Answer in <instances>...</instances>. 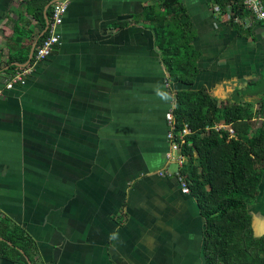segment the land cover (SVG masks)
<instances>
[{"label":"crops","instance_id":"obj_1","mask_svg":"<svg viewBox=\"0 0 264 264\" xmlns=\"http://www.w3.org/2000/svg\"><path fill=\"white\" fill-rule=\"evenodd\" d=\"M56 1L0 0V87L10 58L30 63ZM163 1H72L52 54L0 95V217L38 264H205L204 219L166 161L165 115L185 86L167 81L155 47ZM180 1L200 54L193 88L259 101L264 24Z\"/></svg>","mask_w":264,"mask_h":264},{"label":"trees","instance_id":"obj_2","mask_svg":"<svg viewBox=\"0 0 264 264\" xmlns=\"http://www.w3.org/2000/svg\"><path fill=\"white\" fill-rule=\"evenodd\" d=\"M261 3L264 10V0ZM214 4L223 12L230 8L232 26L239 28L237 20L254 18L241 0H214ZM162 7L164 12L150 21L167 81L185 86L175 91L171 112L176 136L185 125L191 130L182 146L187 162L181 173L204 219L205 264H264V234L254 235L249 210L264 176V90L253 102L244 101L245 93L238 91L218 100L205 88L194 89L200 54L191 45L189 17L180 0H164ZM15 60L10 58L8 71L19 69L13 63H24ZM217 123L229 125L233 132L214 130ZM0 237V257L16 264H28V258L38 264L31 239L1 217Z\"/></svg>","mask_w":264,"mask_h":264},{"label":"built area","instance_id":"obj_3","mask_svg":"<svg viewBox=\"0 0 264 264\" xmlns=\"http://www.w3.org/2000/svg\"><path fill=\"white\" fill-rule=\"evenodd\" d=\"M74 0H57L51 8L50 18L45 31V36L41 40L39 46H37L34 57L32 58L31 64L28 63L26 66L19 68L11 73H7L4 76L2 86L0 87V95L6 90H11L13 87L18 85H25L28 77L31 75L34 65L48 58L54 48L59 44L60 34L59 26L63 22V17L69 4ZM246 10L254 15V19L264 24V10L261 0H241ZM227 13L230 17L231 10L228 7ZM243 19H241L242 21ZM172 110V109H171ZM169 110L165 115L166 121V138L168 141L169 150L166 153V161L170 163L174 160L178 169L175 171L174 176L178 181L181 190L184 194H189V189L186 185L184 177L182 176L181 169L187 162V156L182 152V146L185 142L184 138L191 134V130L185 125L184 128L177 134L174 133L173 115ZM214 130H227L230 133L233 132L229 125L217 123L213 127Z\"/></svg>","mask_w":264,"mask_h":264},{"label":"water","instance_id":"obj_4","mask_svg":"<svg viewBox=\"0 0 264 264\" xmlns=\"http://www.w3.org/2000/svg\"><path fill=\"white\" fill-rule=\"evenodd\" d=\"M47 24H48V22H47ZM32 55H33V53L30 56V60L32 58ZM30 60L28 62H30ZM26 65L27 64L19 65V66L24 67ZM251 215H252V218H253V220H252V228H253V231H254V235L259 237V236L264 234V215H261L260 217H255V216H253V214H251ZM0 241H2L1 237H0ZM8 244L11 245V243H8ZM27 261H28V264H31V262L28 259H27Z\"/></svg>","mask_w":264,"mask_h":264},{"label":"rangeland","instance_id":"obj_5","mask_svg":"<svg viewBox=\"0 0 264 264\" xmlns=\"http://www.w3.org/2000/svg\"><path fill=\"white\" fill-rule=\"evenodd\" d=\"M167 167H168V169L170 171H173V172L177 171V169H178V165H177V163L174 160H171V162L168 163ZM260 189H261V186H260ZM249 210H250L251 214H253V216H255V217H260L261 216L259 214L263 213L264 204L259 206V197L256 200L255 204L253 206H250Z\"/></svg>","mask_w":264,"mask_h":264},{"label":"flooded vegetation","instance_id":"obj_6","mask_svg":"<svg viewBox=\"0 0 264 264\" xmlns=\"http://www.w3.org/2000/svg\"><path fill=\"white\" fill-rule=\"evenodd\" d=\"M165 123H166V122H165ZM165 139H166V141H167L166 135H165ZM167 143H168V141H167Z\"/></svg>","mask_w":264,"mask_h":264}]
</instances>
